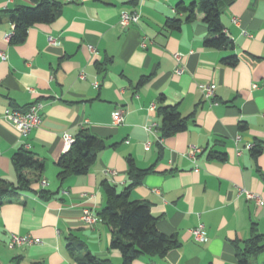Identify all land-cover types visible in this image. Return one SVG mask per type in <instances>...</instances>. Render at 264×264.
<instances>
[{"label":"crops","instance_id":"crops-1","mask_svg":"<svg viewBox=\"0 0 264 264\" xmlns=\"http://www.w3.org/2000/svg\"><path fill=\"white\" fill-rule=\"evenodd\" d=\"M57 1L59 16L31 26L23 43H9L13 25L6 17L0 22V53L6 56L0 58V180L16 184L11 159L18 149L43 163L39 178L29 173V189L0 207V264H77L67 250L77 242L85 248L75 257L88 252L122 264L119 251L109 246L110 227L102 221L88 226L80 216L83 209L98 215L104 207L103 181L118 191L131 184L129 159L150 170L132 186L129 200L147 202L156 229L176 241L164 256L142 255L131 264H237L235 248L250 238L252 226L263 249L251 264H264V208L238 193L241 187L264 199V0L220 6L223 32L232 43L225 49L205 45L210 33L203 14L185 21L187 12L177 11L178 4L199 0ZM17 5L34 2L0 0V10ZM122 12L139 13V22L121 28ZM168 19L181 20L180 29L167 28ZM174 53L182 55L181 74L174 72ZM228 57L236 64H225ZM205 83L215 86L217 105L202 99L198 85ZM36 102L41 122L22 137L4 113L25 112ZM164 106L187 118L184 131L162 137L159 128L144 129L160 125L157 110ZM116 109L123 113L119 125L111 121ZM84 129L105 148L85 175L60 182L62 136ZM253 144L259 145L257 155L247 148ZM191 147L201 149L198 172L186 157ZM42 189L53 196L40 198ZM198 223L207 233L204 243L189 232ZM13 234L41 243L9 249Z\"/></svg>","mask_w":264,"mask_h":264},{"label":"trees","instance_id":"trees-1","mask_svg":"<svg viewBox=\"0 0 264 264\" xmlns=\"http://www.w3.org/2000/svg\"><path fill=\"white\" fill-rule=\"evenodd\" d=\"M234 0H199L197 4L189 6L177 5L178 12H187L185 21L194 18L195 13L203 14V22L206 24L210 36L205 40V45L216 49L232 47L231 41L225 36L220 22V6ZM34 5H17L9 10H0V22L6 17L13 25V31L9 43H23L28 29L34 24H49L60 14L62 3L57 0H33ZM181 20L168 19L165 26L171 30H179ZM227 65L236 64L235 57L223 60ZM146 78H142L139 84H143ZM160 117L159 129L162 137H169L175 133L184 131L187 126V118H182L175 107L164 106L157 110ZM105 148L103 140L90 134L87 129L80 131L74 137V143L61 155L57 161V178L60 182L72 176L85 175L97 158V154ZM254 155L260 153L259 145L254 144L251 149ZM213 155H210L212 157ZM218 157V156H217ZM12 165L17 176L16 184L0 180V207L13 201L17 191L29 189L30 172L39 174L43 170V163L34 154L18 149L12 156ZM131 184L118 191L114 185L107 181L101 183L105 195V205L98 213L102 222L111 229L110 249L118 250L122 264H131L142 255L164 256L170 249L176 246L173 236L160 233L155 226V218L151 215L150 206L144 201H130L129 191L141 177L150 170H140L135 167L132 160H128ZM42 199L48 200L53 194L42 189L37 192ZM81 242L68 243V253L77 264H112L108 259L96 258L86 252L82 257H75L76 252L84 250ZM263 249V239L256 229L251 227V236L243 241L242 247L236 246L235 256L237 264H251V259ZM13 264L19 261L13 259Z\"/></svg>","mask_w":264,"mask_h":264},{"label":"built area","instance_id":"built-area-1","mask_svg":"<svg viewBox=\"0 0 264 264\" xmlns=\"http://www.w3.org/2000/svg\"><path fill=\"white\" fill-rule=\"evenodd\" d=\"M140 15L137 12H122L120 14L118 25L121 28H126L131 24H136L139 22ZM233 23L236 24L237 20L233 19ZM243 34H246L245 31H242ZM11 35L6 36V40L9 41ZM48 42L50 44H57V40L54 37H48ZM90 52H94L93 47H89ZM175 68L174 72L176 74H181L183 71L182 68V55L179 53H174L172 55ZM0 58L4 60L6 56L4 53H0ZM80 78H83V75H80ZM198 89L200 91L201 97L204 101H208L211 103V105H217L218 103L215 100V86L209 83L205 84H199ZM40 108L41 104L39 102L33 103L29 106L27 111L20 112L15 109L8 108L6 109L4 113V118L9 121L13 127L16 129L18 134L22 137L27 136L33 129L37 128L41 122V116H40ZM155 106L151 105L150 109H154ZM111 121L114 125H119L123 121V113L120 109H116L111 113ZM159 128V125L157 123H151L146 126H144V129L150 133H154ZM239 136L235 137V140H239ZM159 142H161V139H158ZM63 141V150L66 152L70 146L74 143V137L68 134H64L62 136ZM254 147L253 145H248V149H252ZM201 153V149L197 147H191L186 154V157H188L194 165V171L198 172L199 168L196 165V158ZM112 172V171H109ZM41 186L44 187L47 185V183L42 180L40 182ZM238 193L243 194L246 199L253 201L256 205L264 208V199L260 197L258 194L249 192L241 187L238 188ZM80 220L82 223L92 226L96 223L100 222L101 219L98 215H96L94 212L88 209H83L82 214L80 216ZM190 234L194 238V240L198 243H204L207 240V233L205 230V227L202 223H198L195 227L189 230ZM41 243L39 239L33 238L29 235H16L13 234L10 236V239L8 241V248L9 249H15L23 246H32Z\"/></svg>","mask_w":264,"mask_h":264}]
</instances>
